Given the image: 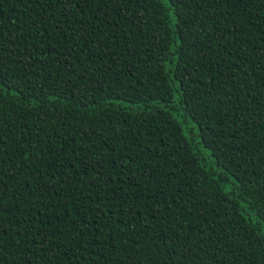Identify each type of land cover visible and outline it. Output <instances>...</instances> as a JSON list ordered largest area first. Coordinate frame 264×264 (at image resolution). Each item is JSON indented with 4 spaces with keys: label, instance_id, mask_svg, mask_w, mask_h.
<instances>
[{
    "label": "trees",
    "instance_id": "1",
    "mask_svg": "<svg viewBox=\"0 0 264 264\" xmlns=\"http://www.w3.org/2000/svg\"><path fill=\"white\" fill-rule=\"evenodd\" d=\"M0 264H264L257 0H0Z\"/></svg>",
    "mask_w": 264,
    "mask_h": 264
},
{
    "label": "snow or ice",
    "instance_id": "2",
    "mask_svg": "<svg viewBox=\"0 0 264 264\" xmlns=\"http://www.w3.org/2000/svg\"><path fill=\"white\" fill-rule=\"evenodd\" d=\"M257 3L260 8L264 9V0H257ZM0 87H3L2 83H0Z\"/></svg>",
    "mask_w": 264,
    "mask_h": 264
}]
</instances>
